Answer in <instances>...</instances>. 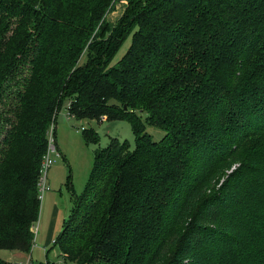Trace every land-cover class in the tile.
<instances>
[{
	"label": "trees",
	"instance_id": "trees-1",
	"mask_svg": "<svg viewBox=\"0 0 264 264\" xmlns=\"http://www.w3.org/2000/svg\"><path fill=\"white\" fill-rule=\"evenodd\" d=\"M64 99L135 135L95 147L54 237L65 260L264 264V0H0V249L32 247Z\"/></svg>",
	"mask_w": 264,
	"mask_h": 264
},
{
	"label": "rangeland",
	"instance_id": "rangeland-1",
	"mask_svg": "<svg viewBox=\"0 0 264 264\" xmlns=\"http://www.w3.org/2000/svg\"><path fill=\"white\" fill-rule=\"evenodd\" d=\"M124 4L117 2L114 8L107 13V19L114 22L122 13ZM131 39L129 34L112 58V63L123 54ZM83 56V55H82ZM82 59V57H81ZM67 99H64L56 113L52 125V134L56 148H49L52 161L46 169L47 189L41 190L40 210L35 222L34 241L29 252L18 255L16 250L10 248L0 249V264L23 263L28 255L32 262L43 264H74L64 259L59 246L53 244L52 239L47 243L46 234L49 224L53 221L54 206L58 207L56 222L63 225L64 219L71 213L74 196L85 187L94 161V149L97 145H105L109 136L125 139L130 146L135 144V135L131 120L127 117L117 119L97 120L94 118H78L68 114ZM145 112L142 113L144 117ZM50 126L48 130L50 129ZM92 127L99 135L96 143H87L82 135L81 127ZM146 130L154 139H159L164 130L153 125L146 124ZM49 147V143H48ZM55 237V236H54Z\"/></svg>",
	"mask_w": 264,
	"mask_h": 264
},
{
	"label": "built area",
	"instance_id": "built-area-1",
	"mask_svg": "<svg viewBox=\"0 0 264 264\" xmlns=\"http://www.w3.org/2000/svg\"><path fill=\"white\" fill-rule=\"evenodd\" d=\"M68 112V111H67ZM52 125L50 126V129L48 130V143H49V147L47 145V150L44 153L43 157H42V162H41V173H40V177H39V184H40V189L44 190L47 189V182H46V169L48 168L49 164L52 161V157L50 156V152H49V148L52 150H55L56 145H55V140L52 134ZM83 128V126L81 127ZM52 241H54V238L52 239ZM11 264H42V263H34L31 260V256L28 255L27 259L25 262L23 263H18V262H14Z\"/></svg>",
	"mask_w": 264,
	"mask_h": 264
},
{
	"label": "crops",
	"instance_id": "crops-1",
	"mask_svg": "<svg viewBox=\"0 0 264 264\" xmlns=\"http://www.w3.org/2000/svg\"><path fill=\"white\" fill-rule=\"evenodd\" d=\"M57 211H58V207H56V205H55L54 206L53 221H52V223L49 224V228H48L47 234H46V240H45L46 242L45 243H47V244L58 233V228H59L60 224H57V222H56ZM35 232L38 234L39 233V229H37V231L35 230ZM14 250H16V249H14ZM16 253L18 255H24V252H21V251H18V250H16ZM31 260H32V258H31Z\"/></svg>",
	"mask_w": 264,
	"mask_h": 264
},
{
	"label": "water",
	"instance_id": "water-1",
	"mask_svg": "<svg viewBox=\"0 0 264 264\" xmlns=\"http://www.w3.org/2000/svg\"><path fill=\"white\" fill-rule=\"evenodd\" d=\"M126 105H124V107H125Z\"/></svg>",
	"mask_w": 264,
	"mask_h": 264
}]
</instances>
